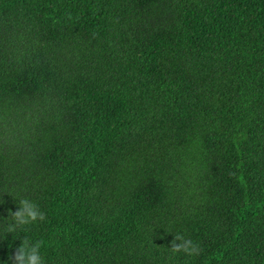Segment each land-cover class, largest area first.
I'll use <instances>...</instances> for the list:
<instances>
[{
	"label": "trees",
	"instance_id": "obj_1",
	"mask_svg": "<svg viewBox=\"0 0 264 264\" xmlns=\"http://www.w3.org/2000/svg\"><path fill=\"white\" fill-rule=\"evenodd\" d=\"M21 199L44 219L5 233ZM24 239L264 264V0H0V264Z\"/></svg>",
	"mask_w": 264,
	"mask_h": 264
},
{
	"label": "clouds",
	"instance_id": "obj_2",
	"mask_svg": "<svg viewBox=\"0 0 264 264\" xmlns=\"http://www.w3.org/2000/svg\"><path fill=\"white\" fill-rule=\"evenodd\" d=\"M10 216L12 222L7 224L5 233H12L17 228L44 219V213L28 199L19 200V209L14 213H10ZM176 241H179V243H176ZM39 248V243L31 244L28 239H24L11 259H14L15 264H43ZM169 249L172 252H184L187 255H198L201 251L199 245L180 234L174 236Z\"/></svg>",
	"mask_w": 264,
	"mask_h": 264
}]
</instances>
